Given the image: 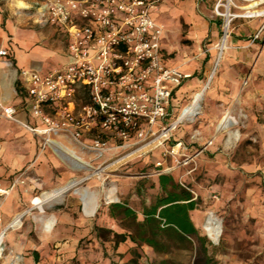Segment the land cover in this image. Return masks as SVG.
<instances>
[{"label":"rangeland","instance_id":"374dc122","mask_svg":"<svg viewBox=\"0 0 264 264\" xmlns=\"http://www.w3.org/2000/svg\"><path fill=\"white\" fill-rule=\"evenodd\" d=\"M22 1L27 9L19 7L17 0H0V9L12 12L16 18L23 15L24 22L19 26L25 29L27 34L41 35L40 44L43 43L47 49L62 56L67 46L65 34L55 31L53 26H44L37 22L36 3L42 0ZM218 2L219 0L214 6L207 7L209 13L201 14L204 21L221 22L217 42L210 40V36L206 37L198 43L202 50H198L197 54L191 51L186 55V62L177 66L184 69L186 65L197 62V73L194 77L204 81L214 70L217 47L224 38V18L217 16L215 12ZM235 2L239 7L225 1V5L231 7L232 13L244 14L245 8L250 4L249 0ZM29 4L32 7H29ZM162 5L163 3L156 12L158 16L162 13ZM254 20L256 19L238 18L231 23L228 49L225 50L213 76L214 80L222 73L235 74L239 64L243 65L244 61V64H249L242 84L243 88H250L251 92L246 111L236 107L229 113V121L234 123L232 131L240 134L237 141L215 145V138L209 131H204L203 123L209 120V115L203 109L195 118H187L171 129L182 110L192 103L194 95L191 94L179 101L177 110L168 120L165 117L156 126L153 136L144 140H133L130 146L111 150L100 160L94 159L93 153L84 152L77 145L91 167L78 170L70 181L80 182L79 185L64 193L62 197L44 204V212H41L38 206L33 208L35 205H32V200L53 193L55 189L46 192L37 187L30 199H26V196L24 199L19 192L0 197V209L11 201L20 205L19 214L28 211L16 228L8 230L0 264H5L6 260L15 256L14 252L27 251L26 247H23L25 241L27 245L31 242L38 244L36 240H39L38 236L42 234L43 225L39 220L50 217L58 206L70 210L80 205V192L89 195L85 189L99 197L98 208L91 217L94 222L98 221L105 231L136 233L133 220L123 219L121 216L110 218L108 207L114 203H126L136 212L138 221L143 220L144 209L164 195L159 185L160 175L172 176L180 188L191 192L197 202L195 211L202 217L203 225L210 214L222 222L223 234L218 243H214L206 235L203 226L198 228L200 235L206 239L208 254L213 259L212 264H264V33L260 39L254 40ZM158 21L166 33L165 23ZM188 31L189 26L183 24L178 42L188 49H195L196 43L189 37ZM241 32L244 35H241ZM233 37L244 39L243 44L232 47ZM207 55L210 57L204 61ZM59 65L56 67L60 68L64 64ZM251 76L252 83L249 81ZM81 99L86 101L84 97ZM43 150L44 148L40 153H43ZM52 172L56 173L54 169ZM30 179L35 184L39 183L36 182L35 176ZM12 221L13 217L9 220L2 218L0 229H4ZM92 235V238L83 237L78 243L76 258L72 259L71 264H131V250L134 246L126 253H121L113 242L95 241L96 235L93 231ZM108 236L110 237V233L104 234V238ZM51 244L49 243L50 246ZM168 244L170 251L163 254H157L143 245L139 249L143 255L141 264H151L164 259L179 264H196L199 260V243L180 244L175 240H168Z\"/></svg>","mask_w":264,"mask_h":264},{"label":"built area","instance_id":"2783aa9c","mask_svg":"<svg viewBox=\"0 0 264 264\" xmlns=\"http://www.w3.org/2000/svg\"><path fill=\"white\" fill-rule=\"evenodd\" d=\"M219 0L217 16L224 18V38L238 18L264 20V0L252 17L232 13ZM163 0H42L36 3L37 22L66 36L67 60L47 73L23 70L20 86L26 93L23 108L38 125L16 118L17 109L2 107V116L40 137L43 148L54 135H64L96 160L107 152L130 146L155 134L166 117L176 87L191 77L169 68L162 56L163 25L155 14ZM27 9V8H25ZM225 9V11H224ZM264 23L255 34L260 39ZM223 38V39H224ZM1 58L10 57L7 49ZM82 97L86 101H82ZM21 178L5 189L9 196ZM2 218L0 217V223Z\"/></svg>","mask_w":264,"mask_h":264},{"label":"crops","instance_id":"0c3cea01","mask_svg":"<svg viewBox=\"0 0 264 264\" xmlns=\"http://www.w3.org/2000/svg\"><path fill=\"white\" fill-rule=\"evenodd\" d=\"M216 1L163 0L162 13L159 16L155 14V17L157 20L163 21L167 27L162 39V56L167 67L179 68L177 66L186 62V55H189L191 51L197 54L198 50H202V46L198 43H201L206 37L210 36V40L217 42L216 38L220 34L221 22L219 20L204 21L201 15L202 13H209L207 7L214 6ZM29 7L32 6L29 4ZM14 15L10 11L6 12V10L0 9V50L7 49L10 53L8 58L0 57V187L9 189L15 180L20 177V182L17 183L10 194L19 192L24 199L25 196L26 199H30L37 187L46 192L54 189L56 191L72 182L70 180L75 177V173L83 169L79 163L62 151V147L73 148L83 159L84 155L83 151L64 135H54L51 143L44 148L43 153H40L43 148L40 137L31 133L20 123L2 116V107L12 106L17 109L16 118L20 122L37 126L38 123L23 108L26 93L21 86L20 89L18 87V82L21 81L20 74L23 70L47 73L58 68L57 65L64 64L67 60V48L64 49L62 56L55 54L54 51L47 49L43 43L40 44L41 35L39 36L38 33L35 35L27 34L26 30L19 26L24 22L23 15L20 14L19 18ZM263 21L262 19L254 20L252 28L255 32L253 31V33L260 29ZM183 24L189 26L188 35L191 39H194L195 49H188L178 42ZM55 31L60 30L55 29ZM241 35H244L243 32H241ZM243 41L244 39L238 37L234 39L233 37L231 45L232 47L240 45L243 44ZM209 57L207 55L204 61ZM244 63L237 66L238 70H235V74L222 73L212 80L213 82L209 87L211 90L209 92L208 89L204 101L201 102V106L203 105L201 109L209 115V120L203 123L205 126L204 131L205 133L209 131L212 137L215 138V145H223L225 142L230 144L240 137L238 133V138H230V133L234 132L232 131L233 122L229 121L227 127L225 126L226 128L221 130L219 124L236 107L246 111L251 92L250 88H243L242 86L245 78L244 73L249 65ZM197 67L198 64L194 61L186 65L184 69L179 68L183 73L191 75V78L184 80L174 90L166 114L167 120L177 110L181 99L186 95H194L207 82L208 79L204 81V79L194 77L197 73ZM249 81L252 83V76ZM229 118L231 120L230 116ZM53 169L56 173L52 172ZM31 176H35L37 178L36 182L39 183H33L30 179ZM85 190L89 195L95 196V201L87 204L88 209H92L94 203L97 204L99 197L95 193L89 192L88 189ZM91 195L87 199L88 201H90ZM81 199L82 203L78 204L80 207L77 205L70 210L57 209L50 217L40 219L39 221L43 225L41 226L42 234L38 236L39 240H36L39 243L31 242L30 245H27L25 241L23 247H26L27 251L14 252L15 256L4 263L71 264L72 259L76 258L78 243L83 237L89 236L92 238L93 227L99 225V222H94L91 219L92 215L86 212L85 201L83 198ZM32 205H35L33 208L37 206L33 204V200ZM19 210L20 205L17 202L8 201L0 209V217L3 220H9L10 217H13L14 220L20 215ZM191 216L197 229L203 226V219L196 211H193ZM50 219L54 220V225L52 222L46 223ZM77 227L83 229L79 230ZM98 240L95 238V241ZM49 243H52L51 246ZM129 247L127 244H122L119 247V252L126 253Z\"/></svg>","mask_w":264,"mask_h":264},{"label":"trees","instance_id":"16d2710c","mask_svg":"<svg viewBox=\"0 0 264 264\" xmlns=\"http://www.w3.org/2000/svg\"><path fill=\"white\" fill-rule=\"evenodd\" d=\"M20 89V82H18ZM159 185L164 195L158 197L155 202L146 207L143 211V220L138 221L136 212L126 203H114L108 207V215L112 219L121 216L123 219L134 221L135 231L133 232H112L105 231L103 226L96 225L93 227V233L101 241H111L115 248L119 249L122 244H127L133 257L131 264H141L143 255L139 251L143 245L153 250L155 253H168L170 246L168 240H175L180 244L199 243L197 249L199 260L196 264H212L213 259L208 254L206 239L203 238L194 221L192 212L195 211L197 202L194 200L191 192L180 188L172 176L160 175ZM56 209H62L58 206ZM110 233V237L104 238V234ZM104 238V239H103ZM151 264H179L168 259Z\"/></svg>","mask_w":264,"mask_h":264},{"label":"bare ground","instance_id":"6f19581e","mask_svg":"<svg viewBox=\"0 0 264 264\" xmlns=\"http://www.w3.org/2000/svg\"><path fill=\"white\" fill-rule=\"evenodd\" d=\"M260 1L261 0H249L250 4L246 7V9H250L251 10L249 13L252 14V17H256L260 13V11L256 9L261 4ZM17 4L21 8L26 6L25 3L22 0H17ZM217 48H218V55H217V61L215 63L214 70L212 71L211 75L209 76V78H208L207 82L204 84V86L199 91H197L194 94L192 103L182 110V112L180 114V117L171 126V129L176 128L185 119H187V118H191V119L195 118L196 116H198L201 113V108H202L201 102L204 101V98H205V96L207 94V91H208V89H209V87L211 85V82L213 80V76H214V74H215V72L217 70V67L219 66L220 60H221L222 56H224L223 54H224L225 50L228 49L227 38H224L222 40V43L220 45H218ZM229 120H230L229 115H226L221 120V122L219 124V129L221 130L222 128H226L228 123H229ZM229 128H230V126H229ZM232 137L238 138L239 137L238 132L237 131L236 132L235 131L231 132L230 133V138H232ZM61 149L69 157H71L73 160H75L77 163H79L80 166H82L83 168H90L91 167V165L87 162V160L85 161L83 158H81L76 153V151L73 148L62 147ZM79 183L80 182H72L69 185H67L66 187H64L62 189H59V190H57V191H55L53 193L44 194L42 197H36V198L33 199V204H36L37 206H39L40 211L44 212V204H46V203H48V202H50V201H52L54 199H58V198L62 197V195L64 193H66L67 191H69L72 188H75L77 185H79ZM80 195H82V198L85 201L84 203L86 204L85 205L86 206V208H85L86 212L88 214H90V215H93L96 212V210L98 208V205L96 203H94V205L92 206V209H88V205L87 204L93 203V201H95V196L91 195L92 197H90V199H89L90 201H88L87 199L89 198L90 195L89 196L85 195V194H83V192H80ZM26 213L27 212L21 213L12 222H10L4 229H2L0 231V259L3 257L4 241H5V238H6L8 230L10 231V229L16 228L18 226V223L20 222V220H22L23 216H25ZM50 222H52L53 225H54V220L50 219L47 223L49 224ZM221 223L222 222H220L213 214H210L208 216L207 220L205 221L204 225H203V229H204L206 235L214 243H218L220 238H221V236H222V234H223V227H222Z\"/></svg>","mask_w":264,"mask_h":264}]
</instances>
